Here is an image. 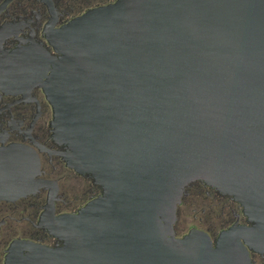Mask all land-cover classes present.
I'll return each instance as SVG.
<instances>
[{"label": "water", "instance_id": "1", "mask_svg": "<svg viewBox=\"0 0 264 264\" xmlns=\"http://www.w3.org/2000/svg\"><path fill=\"white\" fill-rule=\"evenodd\" d=\"M43 88L68 165L102 195L53 218L63 245L17 240L5 264H255L264 253V0H117L49 36ZM34 68V65H33ZM36 68V67H35ZM34 70V69H33ZM0 151V199L41 182ZM244 208L213 241L176 236L186 186Z\"/></svg>", "mask_w": 264, "mask_h": 264}, {"label": "flooded vegetation", "instance_id": "2", "mask_svg": "<svg viewBox=\"0 0 264 264\" xmlns=\"http://www.w3.org/2000/svg\"><path fill=\"white\" fill-rule=\"evenodd\" d=\"M116 1L0 0V151L23 149L24 172L41 182L26 195L0 199V264H5L17 240L61 247L63 242L48 228L50 220L77 214L103 193L93 178L64 159L66 146L53 133V107L37 85L42 72L36 70L42 68L44 53L58 56L49 36L84 13ZM185 188L175 224L177 237L196 228L215 241L224 229L249 224L238 202L205 181H193ZM190 209L196 222L187 227L181 221ZM251 258L264 264V253L251 251Z\"/></svg>", "mask_w": 264, "mask_h": 264}, {"label": "rangeland", "instance_id": "3", "mask_svg": "<svg viewBox=\"0 0 264 264\" xmlns=\"http://www.w3.org/2000/svg\"><path fill=\"white\" fill-rule=\"evenodd\" d=\"M199 215V214H198ZM200 216V215H199ZM184 221H186V225H187V227L188 226H190L191 224H193V223H195L196 222V220L194 219V214L192 213V210L190 209L189 211H188V214H187V216H184L183 218H182V221H181V223H183ZM182 225V224H181Z\"/></svg>", "mask_w": 264, "mask_h": 264}]
</instances>
